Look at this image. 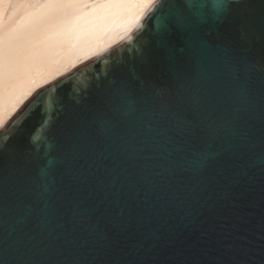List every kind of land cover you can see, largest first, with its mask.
<instances>
[{"label": "water", "instance_id": "obj_1", "mask_svg": "<svg viewBox=\"0 0 264 264\" xmlns=\"http://www.w3.org/2000/svg\"><path fill=\"white\" fill-rule=\"evenodd\" d=\"M211 4L0 129V264H264V0Z\"/></svg>", "mask_w": 264, "mask_h": 264}, {"label": "bare ground", "instance_id": "obj_2", "mask_svg": "<svg viewBox=\"0 0 264 264\" xmlns=\"http://www.w3.org/2000/svg\"><path fill=\"white\" fill-rule=\"evenodd\" d=\"M157 0H0V129L41 88L121 42Z\"/></svg>", "mask_w": 264, "mask_h": 264}, {"label": "snow or ice", "instance_id": "obj_3", "mask_svg": "<svg viewBox=\"0 0 264 264\" xmlns=\"http://www.w3.org/2000/svg\"><path fill=\"white\" fill-rule=\"evenodd\" d=\"M118 2L134 3L137 0H118ZM212 8L211 0H157L148 14V24L156 22L159 29L168 33L185 31L190 16H200Z\"/></svg>", "mask_w": 264, "mask_h": 264}]
</instances>
